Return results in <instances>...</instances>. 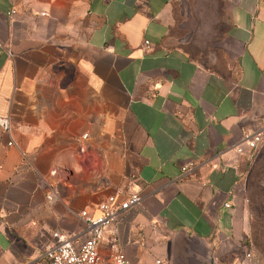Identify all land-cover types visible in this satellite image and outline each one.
<instances>
[{
	"label": "crops",
	"instance_id": "crops-1",
	"mask_svg": "<svg viewBox=\"0 0 264 264\" xmlns=\"http://www.w3.org/2000/svg\"><path fill=\"white\" fill-rule=\"evenodd\" d=\"M1 117L0 264H40L55 232L83 239L80 210L132 193L102 256L264 264L243 179L264 0H0Z\"/></svg>",
	"mask_w": 264,
	"mask_h": 264
},
{
	"label": "built area",
	"instance_id": "built-area-1",
	"mask_svg": "<svg viewBox=\"0 0 264 264\" xmlns=\"http://www.w3.org/2000/svg\"><path fill=\"white\" fill-rule=\"evenodd\" d=\"M15 13L11 9L8 14ZM148 43V41H144ZM0 124L10 130L9 120L6 117L0 118ZM87 134H82L85 139ZM264 139V127L256 129L251 135L245 138L246 145L251 153ZM11 144V142H9ZM81 149L84 146H80ZM241 151V147L238 148ZM192 164L182 166V171L190 170ZM52 174L55 173L53 170ZM119 193V192H118ZM45 196L47 200L54 203L60 198V190L56 184H49ZM142 200L139 193H132L129 196L116 201V194L108 196L101 201L97 207L98 213H92L88 209L79 211V216L85 224L83 239L79 242L71 236L62 232H55L53 240L45 245L40 255V264H134L120 248L112 245L113 250L108 257L101 255L99 245L105 237V232L114 224L121 222ZM160 263L156 260L155 264Z\"/></svg>",
	"mask_w": 264,
	"mask_h": 264
},
{
	"label": "rangeland",
	"instance_id": "rangeland-1",
	"mask_svg": "<svg viewBox=\"0 0 264 264\" xmlns=\"http://www.w3.org/2000/svg\"><path fill=\"white\" fill-rule=\"evenodd\" d=\"M264 152V141L261 142L251 157L243 179L250 216V234L253 243L264 251V157L258 162L260 151Z\"/></svg>",
	"mask_w": 264,
	"mask_h": 264
},
{
	"label": "trees",
	"instance_id": "trees-1",
	"mask_svg": "<svg viewBox=\"0 0 264 264\" xmlns=\"http://www.w3.org/2000/svg\"><path fill=\"white\" fill-rule=\"evenodd\" d=\"M263 141H264V139H263ZM256 150H257V148L253 150L252 157L254 156ZM263 157H264V152L262 150V151H260V156L258 157V162L262 163L263 162Z\"/></svg>",
	"mask_w": 264,
	"mask_h": 264
}]
</instances>
